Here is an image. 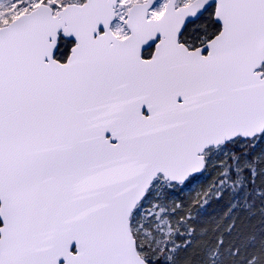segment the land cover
I'll use <instances>...</instances> for the list:
<instances>
[{
    "label": "snow or ice",
    "instance_id": "snow-or-ice-1",
    "mask_svg": "<svg viewBox=\"0 0 264 264\" xmlns=\"http://www.w3.org/2000/svg\"><path fill=\"white\" fill-rule=\"evenodd\" d=\"M0 264H264V0H0Z\"/></svg>",
    "mask_w": 264,
    "mask_h": 264
},
{
    "label": "trees",
    "instance_id": "trees-1",
    "mask_svg": "<svg viewBox=\"0 0 264 264\" xmlns=\"http://www.w3.org/2000/svg\"><path fill=\"white\" fill-rule=\"evenodd\" d=\"M214 210H216V209H215V206H213V208H210V209H209V212L211 213V212H213Z\"/></svg>",
    "mask_w": 264,
    "mask_h": 264
}]
</instances>
